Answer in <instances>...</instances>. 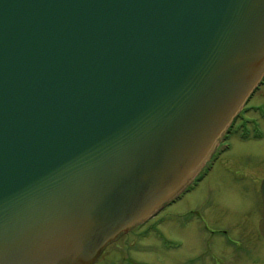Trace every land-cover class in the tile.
<instances>
[{
    "label": "water",
    "instance_id": "obj_1",
    "mask_svg": "<svg viewBox=\"0 0 264 264\" xmlns=\"http://www.w3.org/2000/svg\"><path fill=\"white\" fill-rule=\"evenodd\" d=\"M263 75L264 0H0V264H95Z\"/></svg>",
    "mask_w": 264,
    "mask_h": 264
},
{
    "label": "rangeland",
    "instance_id": "obj_2",
    "mask_svg": "<svg viewBox=\"0 0 264 264\" xmlns=\"http://www.w3.org/2000/svg\"><path fill=\"white\" fill-rule=\"evenodd\" d=\"M254 106L259 110L249 109ZM243 112L248 113V125H254L250 137L231 135L229 148L217 154L201 186L179 205L122 235L95 264H264L257 225L264 178V84L249 97ZM191 209L197 211L187 213ZM216 226L232 230L241 241L252 244L253 253L247 257L232 252L214 232Z\"/></svg>",
    "mask_w": 264,
    "mask_h": 264
},
{
    "label": "flooded vegetation",
    "instance_id": "obj_3",
    "mask_svg": "<svg viewBox=\"0 0 264 264\" xmlns=\"http://www.w3.org/2000/svg\"><path fill=\"white\" fill-rule=\"evenodd\" d=\"M264 84V80H263V82L261 83V87H262V85ZM260 87V88H261ZM259 88V89H260ZM259 89H257L256 91H258ZM254 94V93H253ZM250 109H252V110H259V107H257V106H254L253 108H250ZM247 118L246 119V123L245 124H242V122L244 121V119L245 118ZM248 118H249V116H248V113L247 112H241L236 118H235V120H234V122H233V131H234V134H236V135H238V131H239V128H240V126H241V128L242 127H244L245 128V126L246 125H251V121H249L248 120ZM239 124H241V125H239ZM248 125V126H249ZM252 126H254V125H252ZM251 126V127H252ZM239 135H240V137H241V134L239 133ZM211 167L209 166V167H205V168H203L202 170H201V173H200V175L199 176H197L196 178H195V180H193L190 184H189V186H187L181 193H178L174 198H172L170 201H169V203H168V205H167V209H170V207H173V206H177V205H179V203H180V201H182L186 196H187V194L188 193H190L191 191H193L205 178H206V176L208 175V173H209V171L212 169H210ZM263 179L264 178H262V180H261V182H260V191H259V194H260V200H261V204H262V209H261V215H260V218H259V220H258V223H257V225H258V233H259V235H260V237H259V241H260V243H261V245H262V249H264V236L262 235V233H261V230H260V224H261V220H262V217H263V202H262V194H261V183H262V181H263ZM205 182V181H204ZM204 182H202L201 184H203ZM193 211H197V209H191L190 211H187V213H189V214H192L193 213ZM185 213H183V215H184ZM182 216V215H181ZM202 220H203V222H206V219H205V217L202 215ZM206 224V223H205ZM206 227L207 228H210V226L208 225V224H206ZM212 229H214V227L212 228ZM214 232L216 233H218V235L219 236H221L223 239H224V241L226 242V244H227V248H229V249H231L232 250V252H234L235 254H239L240 256L242 255H244V256H246L247 255V257L251 254V253H253V245L251 244H248V242L247 241H241L233 232H232V230H229V229H227V228H225V227H222V226H216L215 227V229H214ZM257 243V242H256Z\"/></svg>",
    "mask_w": 264,
    "mask_h": 264
},
{
    "label": "bare ground",
    "instance_id": "obj_4",
    "mask_svg": "<svg viewBox=\"0 0 264 264\" xmlns=\"http://www.w3.org/2000/svg\"><path fill=\"white\" fill-rule=\"evenodd\" d=\"M206 179H207V178H205L202 182H204ZM199 186H201V184H200ZM196 189H197V188H196ZM183 200H184V199H183Z\"/></svg>",
    "mask_w": 264,
    "mask_h": 264
}]
</instances>
